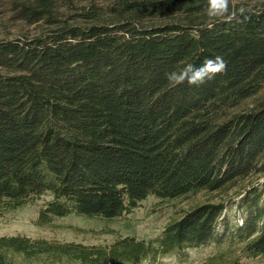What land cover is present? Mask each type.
Returning <instances> with one entry per match:
<instances>
[{
    "label": "trees",
    "instance_id": "16d2710c",
    "mask_svg": "<svg viewBox=\"0 0 264 264\" xmlns=\"http://www.w3.org/2000/svg\"><path fill=\"white\" fill-rule=\"evenodd\" d=\"M205 3L119 0L80 21L60 20L53 0L20 6L19 18L49 27L0 39V213L47 197L39 225L112 220L154 196L225 193L264 175V0L233 1L234 18L212 27ZM157 16L169 20L145 22ZM216 55L226 72L168 85L166 72ZM225 209L198 204L153 239L110 245L0 235V264L183 263L212 245L206 264L264 256V206L251 201L244 223L221 233Z\"/></svg>",
    "mask_w": 264,
    "mask_h": 264
},
{
    "label": "rangeland",
    "instance_id": "374dc122",
    "mask_svg": "<svg viewBox=\"0 0 264 264\" xmlns=\"http://www.w3.org/2000/svg\"><path fill=\"white\" fill-rule=\"evenodd\" d=\"M246 2L251 5L261 0H233ZM119 0H53V11L60 19L82 20L77 12L95 5L101 11L115 6ZM35 0H0V39L21 38L34 36L44 28L49 27L45 20L35 25H30L26 20L19 18V9L22 4L34 5ZM169 20L164 17H148L145 22L161 24ZM257 200L264 206V175H254L241 182L238 187L225 193L201 192L196 196L161 201L154 197L142 202L140 208L123 218L93 219L86 216L69 214L65 217H55L51 223L39 225L37 219L41 207L47 201V197L41 198L35 203H26L16 209L5 210L0 213V235L21 234L38 238H47L59 242H80L94 245H110L115 240L127 236L139 238H155L170 222L182 216L185 210H190L198 204L223 202L226 204L223 220L219 231L226 226L233 228L242 225L247 215V206ZM245 200V201H244ZM247 200V201H246ZM219 248L201 246L198 249L189 250L187 259L180 263L176 257L162 258L155 264H206L209 257L217 253ZM240 251L234 250L238 256ZM149 264V263H145ZM246 264H264V256L254 260H248Z\"/></svg>",
    "mask_w": 264,
    "mask_h": 264
},
{
    "label": "clouds",
    "instance_id": "9594fccd",
    "mask_svg": "<svg viewBox=\"0 0 264 264\" xmlns=\"http://www.w3.org/2000/svg\"><path fill=\"white\" fill-rule=\"evenodd\" d=\"M233 0H206L205 9L208 27L234 18ZM227 61L220 55L206 57L199 66L186 63L165 73L170 87L187 82L190 86H201L213 80L216 75L226 72Z\"/></svg>",
    "mask_w": 264,
    "mask_h": 264
}]
</instances>
